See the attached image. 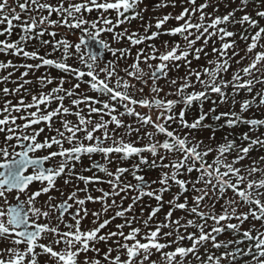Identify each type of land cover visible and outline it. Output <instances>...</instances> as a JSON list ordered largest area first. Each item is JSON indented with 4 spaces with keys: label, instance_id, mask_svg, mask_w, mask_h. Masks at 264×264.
<instances>
[{
    "label": "snow or ice",
    "instance_id": "obj_1",
    "mask_svg": "<svg viewBox=\"0 0 264 264\" xmlns=\"http://www.w3.org/2000/svg\"><path fill=\"white\" fill-rule=\"evenodd\" d=\"M248 2L241 0L244 7L213 16L205 11L209 0L200 4L197 0H181L188 6L178 15L173 17L169 13L157 18L156 31L150 34L153 25L149 22L141 34L120 26L133 19H143L141 13L147 11L140 7L143 0H57L56 3L0 0V36L10 37L14 28L20 29L16 40L0 39V53L38 61L20 65L28 70L22 77L45 66L65 74L59 78L50 73L38 76L36 82L40 87L36 92L25 88L33 83L27 79L14 88L5 86L0 90L4 97L0 102V264H238L245 256L251 259L244 264H264V230L257 229L255 224L242 231L241 239H218L226 228L238 232L250 217L264 225V156L256 159L249 156L255 146L264 147V134L252 137L244 133L242 140L247 141L246 145L225 137L216 146L194 135L207 127L204 121L208 114L203 112L201 102L211 94L223 102L229 89L234 105L240 92L248 93L251 98L239 102V111H221L212 118L223 120L222 127L246 124L254 130L264 126V119L245 115L254 103L264 106V88L252 95L257 85H264V26L260 24L264 10L257 11L258 18H253L246 11ZM160 6L167 7L168 0H162ZM171 6L176 5L173 2ZM238 10L244 15L236 19ZM94 11L97 15L92 17ZM170 19H175L177 25L162 32ZM230 24L243 28L239 38L247 47L239 60L236 40L231 39L237 33L229 30ZM49 28H63L65 34L55 39L60 33L49 32ZM69 33L72 37L86 33L88 40L97 42L113 59L102 63L103 52L99 50L86 56L85 36L79 35V42H75ZM46 34L55 42L43 39ZM102 34H107L109 39L102 38ZM162 34L179 35L184 44L164 41L157 47L149 43L147 50L137 51L131 64L120 67V62L131 55V47H112V43L127 40L136 46ZM213 37L220 41L219 47ZM33 40L44 46L52 45V51H59L60 56L49 58V54L41 55L36 48L29 50ZM210 40L209 53L205 49ZM201 54L205 64L193 68L192 61H199ZM245 60H249L246 65ZM233 63L239 66L235 70ZM15 67L11 60L0 61V71ZM181 67L186 68L184 75H169ZM229 71L231 77L227 78ZM12 75V72L0 75V83L7 85ZM67 77L77 82L73 84ZM162 79L167 82L168 92L160 84ZM54 83L48 91L44 90ZM81 83L87 84L88 90L96 95L81 92ZM197 103L200 114L189 122L187 112ZM137 107L149 112L137 111ZM152 112L156 113L155 118ZM125 116H135L138 126L125 124ZM54 122L60 126L54 128ZM173 124L177 127L173 128ZM146 125L152 130L140 135ZM46 130L48 134L42 136ZM133 133L137 134L135 140L131 139ZM145 138L147 143L141 144ZM209 139L214 140V134ZM38 152L45 154L36 155ZM145 153L153 157L151 166H157V160L160 162L162 171L157 179L141 174V166L149 163ZM93 155H99L101 161L83 167V158L91 160ZM133 157L139 163L131 168L123 166V162ZM246 159L248 164L243 163ZM113 164L116 166L111 168ZM84 172L93 174L84 175ZM96 173H104L108 179L102 180ZM193 173H196L194 179ZM129 175L135 183L126 179ZM62 177L64 186L71 187V191L57 187V180ZM80 183L84 184L83 188L79 187ZM91 183H107L110 191L97 188L101 195L93 196L88 188ZM173 184L180 192L168 201L170 210L164 222L151 223L163 206V193ZM189 188L193 195L191 198L184 195L180 202L181 195ZM229 191L231 197L227 196ZM53 192H59V197L53 196ZM122 193H134L127 208L123 207V198L119 205L115 199L108 203L110 197ZM145 196L161 203L143 220L142 227H134L139 222L127 213ZM221 199L224 204L217 213L215 206ZM56 200L59 202L55 203ZM97 201L101 202L104 213L116 208L115 216L101 221V213L93 211L91 226H87L83 222L90 213L85 205ZM245 205L247 211H239ZM175 210H182L192 218L173 220ZM118 217L124 222L117 224L115 231L102 233ZM233 219L239 223H231ZM222 222H228L226 228ZM125 228L129 229L127 233ZM165 228L169 230L163 231ZM189 228L195 231L189 232ZM244 241L249 242L246 249L239 246ZM101 243L106 250L98 247ZM222 248L224 251L220 252ZM154 256L157 258L153 259Z\"/></svg>",
    "mask_w": 264,
    "mask_h": 264
},
{
    "label": "flooded vegetation",
    "instance_id": "obj_2",
    "mask_svg": "<svg viewBox=\"0 0 264 264\" xmlns=\"http://www.w3.org/2000/svg\"><path fill=\"white\" fill-rule=\"evenodd\" d=\"M213 1L219 2L218 0H209V4H213ZM222 1L227 2L228 0H222ZM233 1H235V0H233ZM237 1H238V3H241V0H237ZM10 2H11V0H10ZM51 2L56 3L57 0H51ZM173 2L176 5L175 7L171 6ZM202 2H204V0H197V4H200ZM161 3H162V0H143V3L140 5V7L141 8H147V11L141 13L143 19L137 18V19L130 20V21L126 22L125 24L121 25L120 29L127 28V29H129V31H136V32L143 34L145 26L149 22H151L153 27L149 30V34H150L151 31H156L154 25H155L157 18H162L164 15L169 14V13H171L172 16L174 17L175 15H178L183 10V7L188 6L187 3L182 4L181 0H168V6L167 7H161L160 6ZM229 7H231V6L221 5V6H218V11L214 12L215 7L213 5H209V7L207 9H205V11L208 13H212L213 16H215V15L223 16V15L227 14V12H229ZM240 7H241V5L238 4V5L232 6L231 9L232 10L238 9ZM218 12H222V14H217ZM236 12L238 13V15L235 16V18L239 19L241 17V15H240L241 11L238 10ZM91 15H92V17H95L97 15V13L94 11ZM112 15L114 16L115 13H113ZM253 17L257 18L256 15ZM52 18L56 19V16L53 15ZM176 25H177V21H175V19H170L163 26L161 31L163 32L164 29H168V28L174 27ZM235 25H237V24H235ZM0 27H2V26H0ZM120 29H117V30H120ZM51 31H58L60 33V35H58L55 39H60L61 36H63L65 34V29H63V28H61V29L49 28V32H51ZM240 32H241V28L238 29L237 36L231 38V39L236 40V44L239 45V47H241V42L243 41L239 38ZM19 33H20V29L14 28L13 34L10 37L0 36V39L16 40V39H18ZM68 35H69L70 39H72L75 42H79L78 41L79 35L85 36L87 46L83 47V51H84L86 56H87L88 52H90V51L96 52L97 50H99L100 52H103V60L101 61L102 63L107 62V60L113 59L111 53L103 50L102 47L97 42L88 40L86 33H78L77 36H75V37H72L70 33ZM102 38L108 40L109 36L107 34H102ZM43 39L53 40V38L47 34L43 37ZM213 40H215L217 47H219L220 41L215 37H213ZM164 41H168L169 43H173L176 41L184 42L179 35L171 36V35L162 34L152 41H145V43L141 44V45L131 46L127 40H124L120 44L112 43L111 46L112 47H131V55L127 57L126 61L120 62V67L123 68L125 66V63L130 64L129 62L135 58V55L140 48H145L147 50V45L149 43H153L155 45L161 46V44ZM54 42L55 41L53 40V43ZM200 43H202V41ZM211 47H212V40L209 41V44L205 50L210 53ZM33 48L38 49L40 51L41 55H44L46 53L49 54V58H58L60 56L59 51H56V52L52 51V45L44 46V45H41L39 43V41H37V40H33L30 42L29 50H32ZM229 55H231V52H229ZM8 60H11L13 62V64L16 65V67L15 68H8L6 70L0 71V75H7L8 72L13 73V75L10 78L7 85H5L4 83H0V90H2L3 87H5V86L9 87L10 89L14 88L18 84L23 83L24 79H27V80L33 81V83L25 85V88L32 89L33 92H36L39 90V87H40L39 84L36 82V78L38 76L45 74V73H50L53 77L59 78V77L65 75L59 69H56V68L51 67V66H45L39 70L29 71V75L27 77H22L21 74L25 71H28V70L25 69L24 67H21L20 65L25 64V63H37L38 61L25 59L22 56L18 57V56L7 54V53H0V61L7 62ZM193 61H195V60H193ZM68 62L70 64L72 63L71 60H69ZM81 67H83V66L81 65ZM181 73H182V70L179 69L178 71H173V72L169 73V75L172 77H177V76L181 75ZM67 78L70 79L71 83H73V84L77 82L72 77H67ZM85 79H87V77ZM166 83L167 82L163 79L160 81L161 86L164 87V92L169 91V88L166 86ZM53 86H55V83L53 85H49L44 90L48 91ZM137 86L139 87V85H137ZM263 86L264 85H257L254 88L253 93L261 90V88H264ZM65 87L66 88L69 87V84H65ZM80 91L81 92H87L88 95H93V96L96 95V93H93V92L88 90V85L85 83H81ZM145 92H148L147 88H145ZM242 93L245 94L246 92H242ZM163 95H164V93H161V96H163ZM8 98L9 99H17L18 97H8ZM168 98H174V97L169 96ZM3 99H4L3 94H2V92H0V102H2ZM27 99H30V97H27ZM232 99H233L232 93H231V90L229 89L228 90V98L223 102L221 101L220 97L217 96L216 94H211L208 99H205L201 102L203 105V112L207 113L208 115H207L206 120L204 121V124L207 125V127H204V128H202V129H200L194 133V135H196V137L198 139L203 140L206 144L211 143L213 146H216L217 144L223 142L225 137H227L228 139H234L238 145H240V144L246 145L247 144V141L242 140L243 134L241 133V129H243V128L241 127V124H238L234 127H229L226 125L222 127L221 125L224 124L223 120L216 121L212 118L214 114H219V112H221V111H229L232 109L239 111V102L241 101V92L237 96H235V100L237 101V103L235 105L232 103ZM65 103L68 104L69 101L66 100ZM255 105H257V103H254L252 108ZM53 107H55V105H53ZM212 109L216 110L215 113H213L211 111ZM122 110L123 109H121V111ZM137 111H140V112L145 113V114H147L149 112L148 109L139 108V107H137ZM200 111H201L200 103L194 104V106L188 110L186 118L188 119L189 122H191L193 118L197 117L200 114ZM68 119L75 120V117H68ZM123 119H124L125 124H130L133 126V128L138 126L137 125V118L135 116H125ZM261 119H264V117ZM59 126L60 125L58 122L53 123L54 128L59 127ZM40 127H44V125L41 124ZM172 127L176 128L177 125L173 124ZM146 130L150 131V126H147V125L144 126L141 130L140 135H143V132ZM120 131L123 132L124 130L121 129ZM184 131H187V130H184ZM47 134L48 133L46 130V132L44 134H42V136L47 135ZM213 134L215 136V139L210 140L209 138L212 137ZM136 136H137V134L133 133L131 139L135 140ZM201 136H206V138H199ZM158 138L162 140L164 137L158 136ZM140 143L141 144L147 143V138L140 141ZM258 147L259 146H255L254 148L257 149ZM44 154H45L44 152L36 153V155H44ZM144 155H146L148 157L149 163L141 166V174L145 175L146 178L157 179L159 177L161 171H162V169L159 167L160 162L157 160V162H156L157 166L153 167V166H151L153 157L148 153H145ZM211 158L212 157L210 156L209 160H211ZM100 161H101V157L99 155H93L91 160L88 157H84L83 158V167H91L93 162H100ZM136 163H139V160L137 157H133V158H130L129 160L123 162V166L131 168V166L136 164ZM165 163H167V161H165ZM115 166L116 165L113 164L110 167L114 168ZM78 167H80V165H78ZM83 174L84 175H92L93 173L84 172ZM96 174H98L102 178V180L108 179V177L104 173H96ZM195 176H196V173H193L192 178L194 179ZM126 179L132 183H135V180L130 175L127 176ZM63 180H64L63 177L57 180V187L63 188L65 191H71V187H65L64 186ZM79 187L83 188L84 184L80 183ZM153 187H158V185H153ZM88 188H89V191L91 192V194L93 196L101 195V193L99 191H96L97 188H104L105 190L110 191V187L107 183H91L88 185ZM179 192H180V190H179L178 186L173 184V185H171L170 190L165 191L163 193V201H162L163 206L161 207L160 211L157 213L156 217L153 218V221L151 223L155 224V223H158V221L164 222V217H165L167 211L170 210V205H169L168 201L171 200ZM52 195L55 197H59V192H53ZM131 195H134V193H122L120 196L110 197L108 200V203L110 204L111 200L115 199L117 202V205H119L121 203V199L123 198V207L127 208V206L132 203V200L130 199ZM184 195H188L189 198H191L193 193L191 192V189L189 188V191L187 193H184L181 195L180 202L183 201ZM81 196H83V193H81ZM43 199H46V197H41V200H43ZM221 201H222V199L219 202H221ZM54 202L58 203L59 200H56ZM160 203L161 202L156 201L154 198H150V197L145 196L142 200H139L134 204L132 211L128 212L127 216L129 218H131L132 216H135L137 218V221L139 222V224L134 223L133 226L134 227L135 226H141L142 227L143 220L147 219V217H148L149 213L152 211V209L156 208ZM85 207L89 210V213H90L88 218L85 219V221L83 222L87 226H91V221L93 219V217L91 216V212H93V211L100 212L101 213L100 220L102 221L105 218H111V217L115 216V211L117 210L116 208H110L107 213H104L102 211V204L99 201H97L95 203L87 202ZM184 217L185 218H191L189 216H186L185 214H184ZM173 220H175V219H173ZM123 222H124L123 218L118 217L116 219H112L111 223L104 230H102V233H105L108 231H115L116 225L123 223ZM124 231H125V233H127L129 231V229L125 228ZM163 231H165V230H163ZM191 231H195V229L190 228L189 232H191ZM184 243H185V245H187L188 241H185ZM98 247L106 250V246L102 243L99 244ZM209 247H210V245H209ZM89 255H91V253H89ZM113 255H115V253H113ZM41 259L42 260L47 259V257H42Z\"/></svg>",
    "mask_w": 264,
    "mask_h": 264
},
{
    "label": "rangeland",
    "instance_id": "obj_3",
    "mask_svg": "<svg viewBox=\"0 0 264 264\" xmlns=\"http://www.w3.org/2000/svg\"><path fill=\"white\" fill-rule=\"evenodd\" d=\"M219 2H216V1H213V4H209V5H213L215 8H218V6H221V5H224V6H234V5H238V4H240L241 5V7H244V5H242L241 3H238V1L237 0H235V1H233V0H228L227 2L226 1H222V0H218ZM202 3H204V2H202ZM231 7H229V11H231L232 9H231ZM261 10H264V0H249V2H248V4H247V6H246V11L250 14V15H252V16H255L256 15V12L257 11H261ZM217 14H222V12H218ZM238 15V13L236 12V15L235 16H237ZM240 15L242 16V15H244V12H242L241 11V13H240ZM254 18V17H253ZM258 18V17H257ZM237 19V18H236ZM260 24L262 25V26H264V19H260ZM244 27H247V25H245ZM228 28H229V30L230 31H233V32H238V29H240L241 28V32L243 31V28L241 27V25H239V24H237V25H228ZM250 31H254V30H251L250 29ZM246 34V33H245ZM247 35V34H246ZM182 45L184 44V42H182V41H179ZM250 42V41H249ZM171 44V43H170ZM200 42L198 43V45H197V47H199L200 46ZM158 47H160L159 45H157ZM246 47H247V45H246V43L244 42V41H242L241 42V47H239V45H237V49L239 50V52H240V55L239 56H237L236 57V59L237 60H239L240 59V57L241 56H244L245 55V49H246ZM161 50H163V49H161ZM209 58H211V57H209ZM133 62V60L132 61H130L129 63L131 64ZM249 62V60H245L244 62H243V64L244 65H246L247 63ZM204 65L205 64V59H204V57H203V54H201V59L199 60V61H192V67L193 68H195L197 65ZM240 66H243V65H240ZM237 67H239L238 65H236L235 63H233V69L232 70H235ZM180 70H182V73H181V75H179V76H182V75H184V73H185V71H186V68H184V67H181L180 68ZM231 77V71H229V73H228V75H227V78H230ZM264 87V86H263ZM246 94L247 93H245V94H243V96H246ZM243 96H242V99H241V101L243 100ZM248 96H249V94H248ZM249 98H251L250 96H249ZM152 115H153V117L155 118V115H156V113L155 112H152ZM245 115L246 116H248V117H251V118H258V119H261V118H263L264 117V106H260V105H255L252 109H250L247 113H245ZM242 128H245V129H241V133L242 134H244V133H248L250 136H252V137H256V136H260L261 134H264V126H261V127H258V128H256V129H252V126H250V125H246V127L244 126V125H242ZM150 130H152L151 128H150ZM199 138H206V136H201V137H199ZM245 145V144H244ZM249 156H250V158L251 159H256V158H258V157H260V156H264V147H258L257 149H255V148H253V150L249 153ZM244 164H248L249 163V160L248 159H246L244 162H243ZM257 179L259 178V176H257L256 177ZM227 196L228 197H231L232 196V193H231V191H229L228 193H227ZM222 204H224V200L222 199V201L221 202H219V203H217L216 204V211H217V213H219L220 211H221V205ZM169 211V210H168ZM167 211V212H168ZM239 211H247V206L245 205V206H242L240 209H239ZM184 214L186 215V216H188V214H186V212H184V211H180V210H175L174 212H173V217H172V219H177V218H180V217H184ZM192 218V217H191ZM231 223H239L237 220H235V219H233L232 221H230ZM158 223H160L159 221H158ZM182 223H183V221H182ZM209 223L211 224L212 222L211 221H209ZM228 222H222V224L225 226V228H226V224H227ZM253 224H255V226H256V228L257 229H260V230H264V225H262L261 224V222L260 221H254V220H252L251 219V217L247 220V221H245L242 225H241V228H240V230H239V232H241V230L243 231V230H246V229H249V226L251 227ZM190 229V228H189ZM189 229H188V231H189ZM163 230H165V231H168L169 229H167V228H165V229H163ZM181 232H183V229H181ZM237 237H234V236H231V233L227 230V228H226V230L218 237V239H220V240H225V241H227V240H230V239H236ZM235 246V245H234ZM233 246V247H234ZM241 248H244V243H242V244H240L239 245ZM248 247V246H247ZM246 247V248H247ZM245 248V249H246ZM229 250H231V249H229ZM201 251H203V249H201ZM224 251V249L222 248V249H220V252H223ZM217 254H219V252L217 253ZM157 257L156 256H154L153 257V259H156ZM251 259V257L250 256H245V257H243V259H241L240 261H238V264H244V261H246V260H250ZM194 264H195V262H194Z\"/></svg>",
    "mask_w": 264,
    "mask_h": 264
},
{
    "label": "trees",
    "instance_id": "obj_4",
    "mask_svg": "<svg viewBox=\"0 0 264 264\" xmlns=\"http://www.w3.org/2000/svg\"><path fill=\"white\" fill-rule=\"evenodd\" d=\"M254 94L255 93H253L252 95H254ZM242 96H243V93L241 92V99H242ZM245 98H249L248 93L246 94V96H243V99H245ZM242 125H244L246 127V124H241V127H242ZM243 129H245V128H243ZM249 228H250V226H249ZM227 230L231 233V236L237 237L236 239H241L242 238V236H241L242 230H241V232H239V231L238 232H234L231 229H227ZM248 243H249L248 241H244V248H246L248 246Z\"/></svg>",
    "mask_w": 264,
    "mask_h": 264
}]
</instances>
